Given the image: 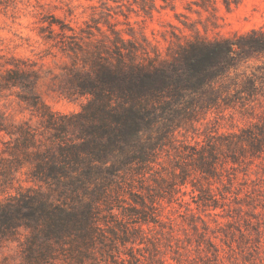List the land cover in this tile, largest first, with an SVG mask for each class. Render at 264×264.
<instances>
[{
	"label": "trees",
	"instance_id": "obj_1",
	"mask_svg": "<svg viewBox=\"0 0 264 264\" xmlns=\"http://www.w3.org/2000/svg\"><path fill=\"white\" fill-rule=\"evenodd\" d=\"M104 24L100 39L47 24L43 38L70 59L59 94L85 99L74 114L40 101L41 76L27 62L12 58L0 73V92L39 122L0 108V249L17 243L21 264H219L222 244L235 251L223 228L232 223L212 228L201 214L249 223L264 210V28L174 37L162 53L131 27ZM224 112L253 120L209 126ZM256 161L261 177L245 178Z\"/></svg>",
	"mask_w": 264,
	"mask_h": 264
},
{
	"label": "rangeland",
	"instance_id": "obj_2",
	"mask_svg": "<svg viewBox=\"0 0 264 264\" xmlns=\"http://www.w3.org/2000/svg\"><path fill=\"white\" fill-rule=\"evenodd\" d=\"M152 3L156 9L148 15L146 11ZM123 15L127 16L126 20ZM54 19L70 25L83 36L92 33L91 39L101 38L95 26L108 34L105 20L116 24L115 28L122 31L131 27L135 39L143 35L165 53L166 47L176 41L174 37L180 43L195 37L212 41L264 28V0H0V73L8 66L6 61L12 58L27 62L41 76L36 87L40 101L58 114L69 115L78 112L85 99L70 102L59 94L62 85L59 76L62 69L70 64V59L53 42L43 38L47 35V24ZM53 27L57 29L56 25ZM122 36L131 38L125 32ZM257 63V60L248 62L251 66ZM245 68L246 65L242 64L239 71ZM8 94L0 92V108L18 121L30 119L32 126L39 127L38 119L30 116L25 104ZM260 111L258 107L255 110L256 114ZM224 114L212 113L209 126H215L222 132L236 131L253 120L239 113ZM199 127L203 129V126ZM3 141L0 135V148ZM22 171H27V168ZM261 175L259 161H256L245 178L256 179ZM24 177V174L20 175L21 179ZM242 177L240 173L239 180ZM231 215L233 217L201 214L212 228L214 220L232 223L231 227L224 225L223 228L234 232L232 246L235 251L231 253L222 244L219 264H264V210L256 218L249 217V223L243 218L238 219L234 213ZM258 226L261 231L259 241L254 231ZM238 229L242 230L244 237H240ZM216 243H220L218 239ZM247 245L251 247L247 248ZM20 247L14 243L0 249V264H21Z\"/></svg>",
	"mask_w": 264,
	"mask_h": 264
}]
</instances>
